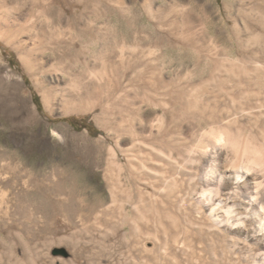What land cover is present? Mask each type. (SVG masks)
I'll return each instance as SVG.
<instances>
[{
  "label": "rangeland",
  "instance_id": "obj_1",
  "mask_svg": "<svg viewBox=\"0 0 264 264\" xmlns=\"http://www.w3.org/2000/svg\"><path fill=\"white\" fill-rule=\"evenodd\" d=\"M24 2L0 0V264H212L173 239L208 226L186 155L210 124L264 137V0ZM228 232L217 264H250Z\"/></svg>",
  "mask_w": 264,
  "mask_h": 264
},
{
  "label": "bare ground",
  "instance_id": "obj_2",
  "mask_svg": "<svg viewBox=\"0 0 264 264\" xmlns=\"http://www.w3.org/2000/svg\"><path fill=\"white\" fill-rule=\"evenodd\" d=\"M24 1L26 3V0ZM258 4L255 7L258 8ZM169 14L161 11L158 18L160 27L164 25V22H167ZM173 19L171 18V20ZM171 25L172 23H170ZM186 38L190 37L186 36ZM224 128L231 129L229 125ZM232 132L234 131L232 130ZM234 133H243L248 137V143L244 145V150L241 153L218 152L214 146L208 150L210 145L203 136L199 138L194 147L187 151L186 160L197 171L196 174L194 173V177L191 176V181L193 182L196 178L200 183V190H195L196 192H193L192 196L198 204L196 206L202 205L203 211L201 210V212L204 213L203 216L208 221V226L205 231L202 225L199 227L198 233L194 234V236L197 235L198 240H195L194 236L188 237L189 234L183 235L182 231H177L178 234L173 239L175 244L181 243L183 246L187 239L189 247L193 248L199 245L206 255L211 256L210 263L217 264L220 262L221 255L234 254L237 258V251L241 249L243 242L241 237L222 239L221 236L225 237L222 233L230 231L236 236L241 234L244 235L246 241L251 239L253 240L251 243L257 246L256 253L253 254V249L249 252L253 259L251 263L264 264V166H254L255 157L246 158L249 148L254 149L257 145H264V137L258 139L241 130ZM121 170L119 168V172ZM45 203L42 202L40 208ZM250 249L251 247L248 246L247 252Z\"/></svg>",
  "mask_w": 264,
  "mask_h": 264
},
{
  "label": "clouds",
  "instance_id": "obj_3",
  "mask_svg": "<svg viewBox=\"0 0 264 264\" xmlns=\"http://www.w3.org/2000/svg\"><path fill=\"white\" fill-rule=\"evenodd\" d=\"M201 135L218 152L241 153L244 145L248 143V137L245 134L234 133L231 129L218 125L210 124L202 130ZM248 157H255L254 166H264V145H257L254 149L249 148L246 154V158Z\"/></svg>",
  "mask_w": 264,
  "mask_h": 264
},
{
  "label": "trees",
  "instance_id": "obj_4",
  "mask_svg": "<svg viewBox=\"0 0 264 264\" xmlns=\"http://www.w3.org/2000/svg\"><path fill=\"white\" fill-rule=\"evenodd\" d=\"M34 101H35L36 103H38V96H34ZM72 123L75 124L74 121H72Z\"/></svg>",
  "mask_w": 264,
  "mask_h": 264
}]
</instances>
